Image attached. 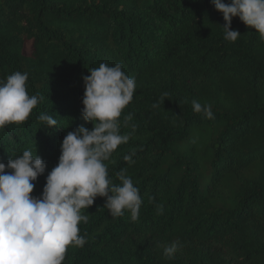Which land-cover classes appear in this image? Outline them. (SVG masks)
I'll return each instance as SVG.
<instances>
[{"label": "trees", "instance_id": "obj_1", "mask_svg": "<svg viewBox=\"0 0 264 264\" xmlns=\"http://www.w3.org/2000/svg\"><path fill=\"white\" fill-rule=\"evenodd\" d=\"M225 23L212 0H0V80L27 73L29 95L43 97L25 122L0 129V162L25 150L46 162L33 196L67 133L94 128L82 118L89 70L121 64L136 81L120 117L130 140L105 163L114 183L126 169L139 188V219L113 217L97 197L78 225L86 243L63 264H264V39L234 17L241 36L228 41ZM174 241L183 246L166 257Z\"/></svg>", "mask_w": 264, "mask_h": 264}, {"label": "clouds", "instance_id": "obj_2", "mask_svg": "<svg viewBox=\"0 0 264 264\" xmlns=\"http://www.w3.org/2000/svg\"><path fill=\"white\" fill-rule=\"evenodd\" d=\"M212 3L226 21L222 26L226 40L235 42L241 36L232 30L234 17L255 28L264 39V0ZM89 71L91 74L83 77L82 118L94 128L81 125L67 133L58 165L48 173L42 196L32 195L33 182L47 169L39 155L25 150L7 164L0 162V264H63L69 246L83 247L86 243L78 225L88 222L89 216L82 215V210L92 206L97 197L106 198L105 208L113 217H121L127 210L132 221L139 219V188L126 175V169L116 174L120 183H114L105 163L130 140V133L121 134L120 117L133 100L135 78H130L121 64L101 63ZM28 79L27 73L16 71L0 80V129L25 122L43 100L38 94L29 95ZM192 107L194 112L214 118L211 105L193 100ZM39 120L46 128H57L58 120L52 115L41 113ZM129 120L131 115L124 118V126ZM132 128L134 131L135 125ZM133 156L134 151L123 159L134 163ZM157 211L162 214L163 205H158ZM182 246V242L174 241L164 248V255L172 257Z\"/></svg>", "mask_w": 264, "mask_h": 264}, {"label": "rangeland", "instance_id": "obj_3", "mask_svg": "<svg viewBox=\"0 0 264 264\" xmlns=\"http://www.w3.org/2000/svg\"><path fill=\"white\" fill-rule=\"evenodd\" d=\"M29 50H30V42H27L25 51H29Z\"/></svg>", "mask_w": 264, "mask_h": 264}]
</instances>
